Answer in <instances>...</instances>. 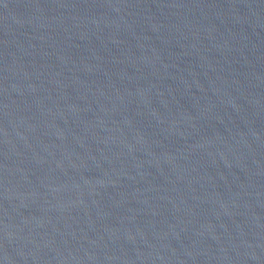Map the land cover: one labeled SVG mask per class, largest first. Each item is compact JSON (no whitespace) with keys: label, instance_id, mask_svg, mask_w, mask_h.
Masks as SVG:
<instances>
[{"label":"water","instance_id":"95a60500","mask_svg":"<svg viewBox=\"0 0 264 264\" xmlns=\"http://www.w3.org/2000/svg\"><path fill=\"white\" fill-rule=\"evenodd\" d=\"M0 264H264V0H0Z\"/></svg>","mask_w":264,"mask_h":264}]
</instances>
